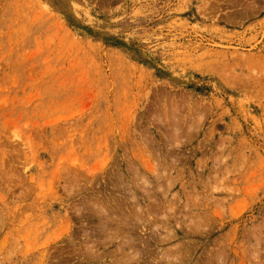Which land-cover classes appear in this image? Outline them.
Listing matches in <instances>:
<instances>
[{"label":"rangeland","instance_id":"obj_1","mask_svg":"<svg viewBox=\"0 0 264 264\" xmlns=\"http://www.w3.org/2000/svg\"><path fill=\"white\" fill-rule=\"evenodd\" d=\"M0 264H264V0H0Z\"/></svg>","mask_w":264,"mask_h":264},{"label":"bare ground","instance_id":"obj_2","mask_svg":"<svg viewBox=\"0 0 264 264\" xmlns=\"http://www.w3.org/2000/svg\"><path fill=\"white\" fill-rule=\"evenodd\" d=\"M102 210H103V209H102ZM105 212H106V211H105ZM145 212H146V211H145ZM147 213H148V212H147ZM113 214H114V213H113ZM119 222H120V221H119ZM110 224H111V223H110ZM110 224H109V225H110Z\"/></svg>","mask_w":264,"mask_h":264}]
</instances>
